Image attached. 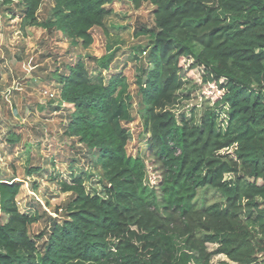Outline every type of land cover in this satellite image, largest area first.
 Returning <instances> with one entry per match:
<instances>
[{"label": "trees", "instance_id": "obj_1", "mask_svg": "<svg viewBox=\"0 0 264 264\" xmlns=\"http://www.w3.org/2000/svg\"><path fill=\"white\" fill-rule=\"evenodd\" d=\"M14 1L2 0L0 20ZM116 1L54 0L43 21L44 0L17 4L29 25L61 30L88 48L94 27L107 32ZM132 2L154 6L137 78L145 154L128 152L133 96L122 95L124 73H101L113 55L88 57L96 75L83 56L67 65L58 73L57 109L69 114L67 136L96 156L100 190L75 173L60 180L70 198L56 217L45 213L48 225L33 235L43 214L21 210L22 182L0 180V264H215L216 255L226 257L219 264H264V0ZM186 58L194 84L214 87L213 106L197 124L164 108ZM208 189L221 199L199 203Z\"/></svg>", "mask_w": 264, "mask_h": 264}, {"label": "rangeland", "instance_id": "obj_2", "mask_svg": "<svg viewBox=\"0 0 264 264\" xmlns=\"http://www.w3.org/2000/svg\"><path fill=\"white\" fill-rule=\"evenodd\" d=\"M54 4V0H44L39 20L51 19ZM6 7L10 10L0 20V180L22 182L18 196L21 210L43 214L39 222L30 226L36 235L48 225L45 213L56 217L70 198L69 192L62 191L60 180L71 181L75 173L85 178L89 190L101 187L96 156L77 138L67 136L69 114L64 108L57 109L58 73H67V65L83 56L96 75V64L88 57L113 55L109 69L99 70L107 79L124 73L122 95L133 96L130 118L124 122L131 133L128 152L145 154L147 134L141 119L137 78L139 68L147 65L151 36L143 34V30L155 25L154 6L145 4L137 9L132 0L114 2L109 6L113 14L106 19L107 32L94 27V42L88 48L73 43L61 30L29 25L17 0L1 8ZM192 61L185 59L174 101L164 108L172 110L179 119L185 117L197 124L204 111L213 106L214 87L194 84L192 74H187ZM10 137L19 139L12 143ZM220 199L221 194L213 189L202 190L198 198L199 203L205 201L206 205ZM181 246V241L175 244L176 249ZM209 247L213 249L215 245ZM225 259L224 255H216L213 262L219 264Z\"/></svg>", "mask_w": 264, "mask_h": 264}]
</instances>
